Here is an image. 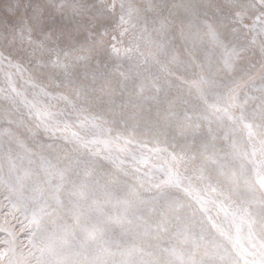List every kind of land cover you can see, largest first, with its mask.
Instances as JSON below:
<instances>
[{"label":"snow or ice","instance_id":"1","mask_svg":"<svg viewBox=\"0 0 264 264\" xmlns=\"http://www.w3.org/2000/svg\"><path fill=\"white\" fill-rule=\"evenodd\" d=\"M95 7L63 44L6 8L0 264H264V0Z\"/></svg>","mask_w":264,"mask_h":264},{"label":"bare ground","instance_id":"2","mask_svg":"<svg viewBox=\"0 0 264 264\" xmlns=\"http://www.w3.org/2000/svg\"><path fill=\"white\" fill-rule=\"evenodd\" d=\"M139 1V0H138ZM0 5V28L4 26V15L6 8L9 6L10 0H1ZM74 3L83 5L88 11L85 12L78 20L69 21L57 15L54 10L48 6V0H21V6L28 5V14L32 15L33 8L37 9V14L40 15V21L44 31L51 32L54 40L59 42L68 43L71 41H83L86 32L91 28L94 18L97 14L98 0H73ZM195 2L207 5L210 15H215V6L222 3V0H195ZM42 10V14H41ZM6 29V27H5ZM226 32L230 33V26L225 27ZM39 36V32L37 33ZM248 41L247 36L243 32L240 33L237 43L244 45ZM0 48L5 52H11L14 56L22 59H27V53L21 48L18 42H13L12 34L6 29L5 36H0ZM249 55H251L249 53ZM258 57H253L255 62ZM214 215V213H211Z\"/></svg>","mask_w":264,"mask_h":264},{"label":"rangeland","instance_id":"3","mask_svg":"<svg viewBox=\"0 0 264 264\" xmlns=\"http://www.w3.org/2000/svg\"><path fill=\"white\" fill-rule=\"evenodd\" d=\"M138 2H139V1H138ZM0 5L2 6V2H1V0H0ZM0 11H1V10H0ZM1 16H2V13H1ZM1 16H0V20H1ZM5 34H6V29H5V27H1V28H0V36H5ZM0 49H1V48H0ZM2 50H3V49H2ZM175 55H176L177 59H184L185 57H187L188 52H187L186 49H181V48H179V46H178ZM73 131H75V129H73ZM134 143H135V142H134ZM148 147L150 148V147H152V145L149 144ZM154 162H156V161H154ZM157 163H158V162H157ZM126 166H127V164H126ZM140 167H141V171H143V170H144V167H143V166H140ZM115 214H116V212H115V210H113V215H115Z\"/></svg>","mask_w":264,"mask_h":264}]
</instances>
